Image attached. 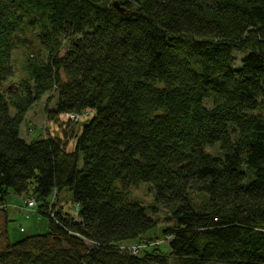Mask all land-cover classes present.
Here are the masks:
<instances>
[{
  "label": "trees",
  "instance_id": "trees-1",
  "mask_svg": "<svg viewBox=\"0 0 264 264\" xmlns=\"http://www.w3.org/2000/svg\"><path fill=\"white\" fill-rule=\"evenodd\" d=\"M49 94L50 119L92 113L71 151L22 136ZM143 183L150 208L130 200ZM11 194L49 230L0 264H264V0H0V212ZM159 207L168 246L133 253Z\"/></svg>",
  "mask_w": 264,
  "mask_h": 264
},
{
  "label": "rangeland",
  "instance_id": "rangeland-1",
  "mask_svg": "<svg viewBox=\"0 0 264 264\" xmlns=\"http://www.w3.org/2000/svg\"><path fill=\"white\" fill-rule=\"evenodd\" d=\"M33 44L21 50H16L13 55V63L15 67V76L8 81V85L16 86L23 75L26 73V57L31 51H41L42 55L46 56V52L41 47L39 39H32ZM52 95V94H51ZM46 95L41 101L37 102L29 111L26 116L25 122L22 125V136L27 141L38 140L47 135L58 136L64 139L65 144L68 145V149L71 151L75 146V136L80 134L84 123L89 119L91 112H85L80 115H62L56 119H50L49 110L54 109L55 102L57 100L56 95L49 99L50 96ZM49 99V100H48ZM132 193L131 201H138L144 206L149 208L154 205V194L150 189V184L143 183L136 187ZM70 190L66 189L61 193V197L57 200L58 206H62L66 212L70 214H76L72 202L69 200ZM55 200L54 198L52 201ZM32 202L38 204L36 198L31 195L18 196L11 194L8 198L6 205H3V210L0 212V249L9 241L17 242L23 238L47 233L49 230L48 219L38 214L37 206H32ZM55 208V206L53 207ZM7 212H5V210ZM53 209H50L51 211ZM150 213L152 211L149 209ZM155 217L159 220L158 229L151 235H155V241L142 240L140 244H128L125 247L127 249L138 246L137 252H141L147 245L155 246H168V240L162 237L161 229L171 223L167 220V212L163 208L159 207L155 211ZM28 217L30 218H27ZM8 239V240H7Z\"/></svg>",
  "mask_w": 264,
  "mask_h": 264
},
{
  "label": "built area",
  "instance_id": "built-area-1",
  "mask_svg": "<svg viewBox=\"0 0 264 264\" xmlns=\"http://www.w3.org/2000/svg\"><path fill=\"white\" fill-rule=\"evenodd\" d=\"M71 115H76V114H74V113H70V114H68L67 116H71ZM78 115H80V114H78ZM32 206H37V204H35V202H32ZM27 218H29L28 215H27ZM137 248H138V247L135 246V247H133V248H130L129 250L132 251L133 253L137 254V253H138V252H137Z\"/></svg>",
  "mask_w": 264,
  "mask_h": 264
},
{
  "label": "water",
  "instance_id": "water-1",
  "mask_svg": "<svg viewBox=\"0 0 264 264\" xmlns=\"http://www.w3.org/2000/svg\"><path fill=\"white\" fill-rule=\"evenodd\" d=\"M114 6L116 7V9L120 12V13H124V9L120 7V5L118 3H115Z\"/></svg>",
  "mask_w": 264,
  "mask_h": 264
},
{
  "label": "bare ground",
  "instance_id": "bare-ground-1",
  "mask_svg": "<svg viewBox=\"0 0 264 264\" xmlns=\"http://www.w3.org/2000/svg\"><path fill=\"white\" fill-rule=\"evenodd\" d=\"M49 209H53V208H52V204H51V203H49Z\"/></svg>",
  "mask_w": 264,
  "mask_h": 264
},
{
  "label": "crops",
  "instance_id": "crops-1",
  "mask_svg": "<svg viewBox=\"0 0 264 264\" xmlns=\"http://www.w3.org/2000/svg\"><path fill=\"white\" fill-rule=\"evenodd\" d=\"M61 206H63V205L61 204Z\"/></svg>",
  "mask_w": 264,
  "mask_h": 264
}]
</instances>
